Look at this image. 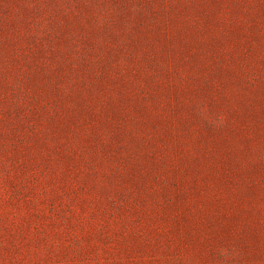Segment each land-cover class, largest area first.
I'll use <instances>...</instances> for the list:
<instances>
[{
  "label": "rangeland",
  "instance_id": "1",
  "mask_svg": "<svg viewBox=\"0 0 264 264\" xmlns=\"http://www.w3.org/2000/svg\"><path fill=\"white\" fill-rule=\"evenodd\" d=\"M0 264H264V0H0Z\"/></svg>",
  "mask_w": 264,
  "mask_h": 264
}]
</instances>
